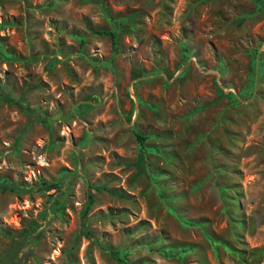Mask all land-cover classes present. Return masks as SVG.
<instances>
[{"label":"rangeland","instance_id":"1","mask_svg":"<svg viewBox=\"0 0 264 264\" xmlns=\"http://www.w3.org/2000/svg\"><path fill=\"white\" fill-rule=\"evenodd\" d=\"M259 1L0 0V264H264Z\"/></svg>","mask_w":264,"mask_h":264},{"label":"trees","instance_id":"2","mask_svg":"<svg viewBox=\"0 0 264 264\" xmlns=\"http://www.w3.org/2000/svg\"><path fill=\"white\" fill-rule=\"evenodd\" d=\"M259 6L264 7V0L259 1ZM99 32L102 34L109 35L111 40H112L111 42L113 43V47L115 48L117 46L118 35H117L116 31L105 30V31H99ZM184 50H188L187 47H184ZM257 53H258V51L255 50V52L253 54H257ZM258 58L260 59V61L262 60L259 56H258ZM258 64H260V66L262 65V63H258ZM251 82L253 85V82H255V80L254 81L251 80ZM7 91H8V88L5 85L0 83V93L7 94L8 93ZM136 136H137L138 141H140L142 143H144V140H146V136H144L140 132H138V133L136 132ZM50 187L52 188V187H54V185H50ZM12 188H13V186L10 183H7V182H1L0 183V189H2V190H9ZM87 234H89V233H87ZM7 264H20V263L18 261L11 260V261H8Z\"/></svg>","mask_w":264,"mask_h":264}]
</instances>
